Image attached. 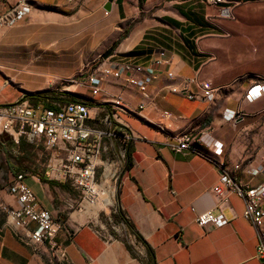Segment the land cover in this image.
I'll use <instances>...</instances> for the list:
<instances>
[{
    "label": "crops",
    "instance_id": "obj_1",
    "mask_svg": "<svg viewBox=\"0 0 264 264\" xmlns=\"http://www.w3.org/2000/svg\"><path fill=\"white\" fill-rule=\"evenodd\" d=\"M15 1L3 0L0 11ZM30 7L42 21L67 16V23L74 24L92 15L103 20L104 48L123 37L111 62L148 67L159 61L152 71L147 68L149 98L142 115L162 129L150 127L140 116L123 115L120 120L133 133V140L126 141L123 134L104 139L99 181L112 196L115 193L111 207L103 200L81 201L71 181L60 180L64 187L45 183L41 176L47 179L48 166L5 163L0 168V264H54L45 248L35 250L27 243L26 230L6 223V210L16 203L8 186L18 174H24L23 182L39 205L62 223L57 241L66 248L68 264H144L146 246L123 223L118 225L127 230L125 239L117 232L112 239L98 234L101 216L117 206L152 248L156 264H264L257 257L258 239L243 217L244 202L239 197L233 196L224 209L229 224L202 228L195 222L198 213L216 212L212 189L219 183L220 171L206 157L213 156L212 149L199 141L195 150L183 153L167 146L177 132L209 130L207 136L223 145V158L237 180L253 188L264 184L260 171L264 163V40L242 32L253 28L241 27L236 20L221 22L229 36L207 33L208 8L203 0H31ZM39 10L48 11L50 18ZM186 82L187 91H172L181 90ZM199 82L217 88L212 101L188 98L190 93L200 95ZM6 84L0 76V86ZM106 90L110 98L119 95L133 106L143 101L135 90L116 83L107 84ZM254 92L260 94L249 101L247 95ZM87 100L94 104L92 115L98 114L97 121L105 116L104 110H111L106 98L87 95ZM3 104L11 103L1 100ZM96 104H100L98 110ZM163 111L171 117H163ZM206 125L211 129L205 130ZM128 147L132 148L129 168Z\"/></svg>",
    "mask_w": 264,
    "mask_h": 264
},
{
    "label": "built area",
    "instance_id": "obj_2",
    "mask_svg": "<svg viewBox=\"0 0 264 264\" xmlns=\"http://www.w3.org/2000/svg\"><path fill=\"white\" fill-rule=\"evenodd\" d=\"M209 6L205 21L211 26L210 34L222 33L229 36L219 22L220 19L236 20L233 6L239 2L229 0H203ZM31 0H16L4 13L0 15V29L13 27L21 23L29 14ZM227 10L228 13L224 14ZM156 61L148 67L131 61L111 62L110 57L101 65L97 72L91 74L88 85L94 97L106 98L111 110H104L105 116L97 121V115H92V107L84 102H53L54 108L43 109L35 107L28 99L20 98L16 102L0 106V135L7 133L15 135L14 142L18 143L21 136L36 146L43 144L50 154L46 177L55 181H71L79 191L81 201L96 204L103 200L106 207H111L113 196L108 188L99 181L102 167V154L105 151L104 139L123 134L126 141H132L133 133L120 118L123 115L140 116L150 127L162 129L142 112L145 100L149 98L147 68L152 71ZM116 83L121 87L135 90L143 99L137 106L127 103L121 96H107L106 85ZM187 82L181 90L187 91ZM200 95L188 94L189 99L212 101L216 94L215 88L209 82H199ZM260 93L247 95L253 101ZM99 105H96L98 110ZM163 117H171L168 111L162 112ZM91 122H96L93 125ZM103 125V127H101ZM211 129L206 125L205 130ZM210 132L209 130L207 131ZM208 133L193 134L188 130L175 133L167 146L176 153L195 150V142L199 141L207 148H211L213 156H206L214 161L220 171L219 183L213 187L212 193L216 198V212L198 213L195 222L202 228H220L229 224L230 220L224 215V209L233 196L244 202L243 217L252 224L258 239L257 257L264 261V184L250 187L241 183L235 177L228 163L223 158V145L212 140ZM11 139L12 137L9 136ZM146 139V138H144ZM16 151V150H15ZM61 151L65 155L66 163L58 165L54 160ZM264 173V163L260 169ZM24 174L14 176L9 184V193L15 199V205L6 210V223L15 229H23L28 233L27 243L35 250L45 248L52 256L54 264H68L66 248L57 241V236L63 229L62 223L49 211L42 208L32 191L23 182ZM106 195L108 198H106ZM115 209V208H114ZM194 210V209H193ZM98 234L106 239H112L110 231L102 225Z\"/></svg>",
    "mask_w": 264,
    "mask_h": 264
},
{
    "label": "rangeland",
    "instance_id": "obj_3",
    "mask_svg": "<svg viewBox=\"0 0 264 264\" xmlns=\"http://www.w3.org/2000/svg\"><path fill=\"white\" fill-rule=\"evenodd\" d=\"M0 2L3 3V0ZM231 6L240 26L246 24L253 28L251 31L241 29L242 32L264 40V0H249ZM206 7L209 8L207 5ZM4 12L1 10L0 15ZM34 12L36 10L32 8L21 23L0 29V76L7 83L0 86V101L12 104L26 94L55 92L73 96L79 102H88L87 95H92L88 79L110 57L103 58V54L111 48L103 47L105 22L93 15L85 22L74 24L67 23V16L54 18L53 22L42 21ZM40 13H48L50 18L48 11L42 10ZM224 20L227 19H220L219 22ZM75 24L80 27H75ZM4 105L9 104L2 106ZM3 134L0 136V168L6 163L18 166L26 164L43 169L50 163L51 156L43 144L35 146L34 155H27V159L21 163L19 161L24 156L17 151L13 153V156L19 154L17 158H7L2 154L3 144L10 145L9 136L13 141L16 136ZM54 160L59 166L66 163L61 151ZM104 216L106 219H101L104 226L111 233L117 232L120 238L125 239L127 230L114 223L110 213Z\"/></svg>",
    "mask_w": 264,
    "mask_h": 264
},
{
    "label": "trees",
    "instance_id": "obj_4",
    "mask_svg": "<svg viewBox=\"0 0 264 264\" xmlns=\"http://www.w3.org/2000/svg\"><path fill=\"white\" fill-rule=\"evenodd\" d=\"M204 23H205V26L207 29V33H210L211 26L206 23L205 17H204ZM122 38L123 37H121L118 41H116L113 44V46L110 48L112 50V52L115 50V48L117 47V45L119 44V42ZM67 97H70V98H67ZM23 99H28L31 102V104H33L35 107H41L43 109L54 108L53 102H61V103L79 102L77 100H74L73 96H67V95L65 96L64 94H58L55 92L26 94L25 96H23ZM86 101H88V100H86ZM84 103H87L90 107H94V104L92 102L91 103L84 102ZM96 105H100V104H96ZM3 135L4 134H2L0 136H3ZM9 139H11V138L9 137ZM3 146H4L3 152L5 153L7 158H13V157L17 158L18 156H13L14 155L13 153L15 150L19 154L23 155L24 156L23 159L19 161L21 163L27 159L26 158L27 155H31V156L34 155V147L36 145L28 142L24 136H21L18 143H15L11 139L10 145L7 146L4 143ZM126 159H127V168H129L132 166V148H129V147L127 148ZM35 173H37V172L35 171ZM41 179L45 183H51V184H55V183L57 184L58 183L57 185H59L60 187H64V185H65V183H59L60 181H55V180L50 179V178L46 179L44 176H41ZM110 217L113 219L114 223H116V224L123 223L124 225H126L128 230L130 231V233L135 236L136 240L138 242L143 243L146 246L147 258L144 260V264H156V259H155V255H154L152 248L146 243V241L143 239V237L137 232L134 225L126 217L125 212L121 209L120 206H117L114 210H112V212L110 213ZM101 219L105 220L106 217L104 215H102ZM113 234L116 235L115 232H113L112 235Z\"/></svg>",
    "mask_w": 264,
    "mask_h": 264
},
{
    "label": "water",
    "instance_id": "obj_5",
    "mask_svg": "<svg viewBox=\"0 0 264 264\" xmlns=\"http://www.w3.org/2000/svg\"><path fill=\"white\" fill-rule=\"evenodd\" d=\"M105 9H106L107 11H109V9H110V5L105 6ZM227 13H228V11L225 10V11H224V14H227ZM111 54H112V50L109 49V50H107V51L103 54V58L106 59V58H108L109 56H111Z\"/></svg>",
    "mask_w": 264,
    "mask_h": 264
}]
</instances>
